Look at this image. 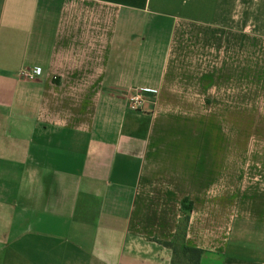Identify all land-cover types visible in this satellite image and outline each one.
Wrapping results in <instances>:
<instances>
[{"label": "crops", "instance_id": "crops-1", "mask_svg": "<svg viewBox=\"0 0 264 264\" xmlns=\"http://www.w3.org/2000/svg\"><path fill=\"white\" fill-rule=\"evenodd\" d=\"M227 36L264 43V0H0V264H175L183 247L264 264V57L243 51L233 157ZM137 91L153 106L130 111Z\"/></svg>", "mask_w": 264, "mask_h": 264}, {"label": "rangeland", "instance_id": "rangeland-1", "mask_svg": "<svg viewBox=\"0 0 264 264\" xmlns=\"http://www.w3.org/2000/svg\"><path fill=\"white\" fill-rule=\"evenodd\" d=\"M209 43H213L212 40H209ZM245 44H247L245 46ZM264 46L263 42L256 41L255 39L248 38L246 41L243 38L236 36H227L224 38L217 39L216 47V84H215V107H216V123L217 131H219L222 136L225 135L226 143H230L232 149V156L239 157L242 155L244 150L241 148L242 143H245L246 135L241 132L240 129V116L239 111L241 104V97H243L241 89V76H242V64L243 61V51L247 53V56L252 60L256 59V55L264 57V53H256V46ZM222 47H225L224 49ZM246 50V51H245ZM251 59H248L249 62H244L248 64V73L249 77L251 74L256 72L255 63L251 64ZM264 60V58H263ZM262 65H260L261 67ZM261 70H264L261 67ZM245 71V70H244ZM245 73V72H244ZM255 84L248 85V101L247 105L253 106L255 102L251 100V97L255 95ZM150 92V91H149ZM260 92H262L260 90ZM155 94V93H154ZM246 94V93H245ZM146 101L144 109H149V106H153L155 100L149 101L148 97H144ZM246 99V97H245ZM250 109V108H249ZM264 112L263 107L261 108V113ZM248 134V144L250 145L254 140H256L257 134L251 135ZM259 140V139H258ZM242 151V154H241ZM245 155V152L244 154ZM175 264H185L182 252L177 253Z\"/></svg>", "mask_w": 264, "mask_h": 264}, {"label": "built area", "instance_id": "built-area-1", "mask_svg": "<svg viewBox=\"0 0 264 264\" xmlns=\"http://www.w3.org/2000/svg\"><path fill=\"white\" fill-rule=\"evenodd\" d=\"M38 73H39V71L37 69H33V70L23 71L22 75H24L28 79H33V78L37 77ZM145 104H146V101L143 98L142 91H137V92L131 94L127 100V106L129 108V110L132 112L143 111Z\"/></svg>", "mask_w": 264, "mask_h": 264}, {"label": "trees", "instance_id": "trees-1", "mask_svg": "<svg viewBox=\"0 0 264 264\" xmlns=\"http://www.w3.org/2000/svg\"><path fill=\"white\" fill-rule=\"evenodd\" d=\"M183 209L186 212H189L190 208L187 206L183 205ZM188 220V215L185 216V223ZM183 230L185 231V227L183 228ZM168 246H172V244H167ZM182 255L185 261V264H197L198 263V258L201 255V251L198 249H192V248H188V247H183L182 248Z\"/></svg>", "mask_w": 264, "mask_h": 264}]
</instances>
